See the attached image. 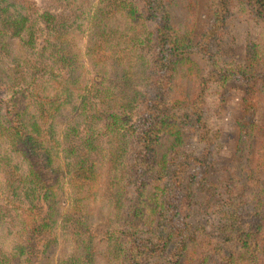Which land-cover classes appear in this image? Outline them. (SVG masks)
I'll return each mask as SVG.
<instances>
[{"label": "trees", "instance_id": "16d2710c", "mask_svg": "<svg viewBox=\"0 0 264 264\" xmlns=\"http://www.w3.org/2000/svg\"><path fill=\"white\" fill-rule=\"evenodd\" d=\"M72 1L0 0V54L11 44L21 62L12 70L16 79L6 81L27 96L11 97V115L0 108V133L9 143L0 155V264H260L264 149L253 163L248 155L264 125L257 126L247 110L264 95V0H211V21L194 43L190 0H102L90 8ZM237 9L261 27L258 42L245 41L248 56L239 57L237 67H217L216 51H223L212 42L221 33L235 37L229 19ZM80 10H95L91 29L113 11L120 10L123 20L113 29L119 33L111 37L118 46L113 54L102 37L93 43L95 59L116 62L110 60L112 74L92 80L94 94L88 62L68 50L73 26L84 24ZM192 52L208 60L204 75ZM230 80L245 87V108L219 186L211 171L219 130L209 121L205 97L211 82L224 88ZM105 86L114 99L100 93ZM59 119L77 129L88 125L73 144L76 161L65 175L52 168L43 139ZM94 126V135L118 132L115 141L108 139L117 149L104 164L89 156L97 150ZM65 139L68 144L70 136ZM119 163L124 173L115 175ZM221 195L216 222L191 218L192 210Z\"/></svg>", "mask_w": 264, "mask_h": 264}, {"label": "rangeland", "instance_id": "374dc122", "mask_svg": "<svg viewBox=\"0 0 264 264\" xmlns=\"http://www.w3.org/2000/svg\"><path fill=\"white\" fill-rule=\"evenodd\" d=\"M36 4H42L43 0H34ZM70 2H73L72 0H69ZM76 5H81L84 8H90L95 7L94 4L97 6L101 4L102 0H76L74 1ZM190 3L192 4V10H193V25L191 27L190 36L193 39V43L200 39V36L202 34V31L205 27H207L208 23L211 21L212 17V6H211V0H190ZM243 9V8H242ZM234 10V16H231L229 21L231 24L232 31H235V37L231 38L229 37V33H221L219 37L215 38L212 42V48L215 49L216 44H220L223 53L217 54L214 57L215 59V65L217 67L219 66H230V67H237L239 62V57L243 56V54L247 57L248 54L245 51V41L247 43H256L258 42V38L260 35L261 27L259 25L255 26V22L252 20L250 16L245 15L244 12ZM88 11V10H87ZM87 11H79L80 18L84 24L76 23V25L73 26L74 29L71 30V32H74L75 34L72 36L73 38L69 40L68 48L69 52L73 51L74 53H79V59L81 56L84 57V60L88 62V68L90 73H87V83L89 85L88 88H90L91 94H94L96 91L91 85L93 82L92 80L99 79L101 77V73L104 74L106 77L113 73L116 66L111 62H115L113 59L108 58L107 62H104V60H97L95 59V56L93 53H95L94 49V41L99 40L101 41L100 37L105 39L107 42L108 47L103 46L108 53L113 54L118 46H116L111 39L112 35L115 39L119 37V33L115 32L113 29L115 27V24H119L120 22H123L122 19H120V10H117L116 12H111L108 17L106 16L104 18H101L100 24L94 28H90V23L92 18L94 17L95 10L92 14H87ZM245 11H248L245 8ZM237 27V28H236ZM90 28V29H89ZM237 29V30H236ZM243 35L244 37H239V35ZM16 42L15 39L9 40ZM71 41V42H70ZM96 43H100L97 42ZM125 44V43H124ZM7 53L0 54V66L5 69H0V108H3V113L5 114L8 111V115H11L10 107H12L11 104V97L15 95L16 100H24L26 99V95L24 96L21 92L14 91L11 85L7 81L12 82L10 79H16L13 75V68L15 66H18L21 64V62L15 57L16 52H18L13 46L6 45ZM91 51L93 53H91ZM110 56V55H109ZM190 57L198 64V66L201 69V74H205L208 69L210 68L208 60L202 55L197 54L195 52L190 53ZM116 63V62H115ZM67 74L69 73L68 67H66ZM67 79V78H65ZM7 80V81H6ZM87 88V93L89 94ZM102 88V87H101ZM13 92V93H12ZM12 93V94H11ZM42 96L44 95V92H41ZM97 93V92H96ZM100 93H107V97L109 99H114L113 95L114 92L107 90L106 86L100 89ZM61 95H59L60 97ZM245 96H246V89L243 85L240 84V82L236 80H230L225 85L224 88H221L218 84V82L213 81L209 84L207 93H206V104L208 106L209 111V121L213 126H216V128L219 130V142H220V149L217 152L215 158L212 161L211 165V171L213 174V179L218 181L219 186L223 184V180L227 176L226 171V165L229 163V161L234 157L235 152V144L238 136V118L243 116V109L245 108ZM259 103L256 104V106H252L251 108H248V112H250L253 116V119L256 121V125L259 127H263L264 125V95H259ZM96 98H100L99 96H94ZM52 99L54 97L51 96ZM59 102V99L57 98L56 102ZM53 104V103H51ZM50 107V106H49ZM246 111V112H247ZM73 116V115H72ZM61 118V116H59ZM59 122L56 124L55 128L53 129L52 133H46V138L43 139L46 142V145L48 146L49 150L51 151L52 158V168H58L63 175L66 174L67 170L69 171L70 165H68L72 161H76V153L73 144L75 141L79 139L80 136L86 135L88 125L87 123L83 124V126L80 129H77L74 124H71L69 126H66L62 123H60L61 119L58 120ZM5 125L7 122H4ZM50 123V122H49ZM48 124L45 122H42L41 126L42 128H46ZM40 126V127H41ZM97 126L92 127L93 133L91 134V140L96 145L97 150H94L96 152L95 154L90 151V159L96 161L95 165L98 164H104L108 162V158L110 157V153L112 152L110 149H115L117 147L116 145H110L108 139L115 141L116 135L118 132H112L109 135H94V132L96 133ZM92 130V129H91ZM78 134V137L76 135ZM52 134V135H51ZM65 134H68L70 136V140L68 141V144L66 143ZM264 134L263 131L258 132V137L254 136L253 140H251V144L253 148L250 147L249 149V159L250 163H253L254 157L258 160H260L259 155L264 149V145H262L263 142H261V138ZM81 142V141H79ZM8 140L7 135L5 136V133H0V155L2 152H7L8 147ZM65 147V148H64ZM72 147L74 150L70 153L68 152V148ZM64 148V149H63ZM84 151V148H82ZM117 149V148H116ZM97 154H101L102 156H97ZM264 154V152H263ZM255 155V156H254ZM0 164L5 160L4 156H1ZM89 162V160H88ZM87 163H82L85 165H88ZM103 169V166H102ZM115 175L118 172H123L121 163L117 165V168L114 169ZM109 175V174H106ZM106 176L100 177L101 180L99 182V191H101L102 187H104V179ZM111 177V176H110ZM112 179L116 180V176L111 177ZM0 179H3V174L0 172ZM119 182V181H118ZM2 185V182L0 183ZM72 188H75L76 186H73L70 184ZM12 194L7 191V195ZM14 195V194H12ZM222 198L223 196L218 198H210L208 202L201 206L199 209H195L191 211V218L194 221H205L208 225L209 223L212 224L216 222L219 218V207L220 204H222ZM22 201H27L25 197L23 196ZM4 199L0 198V209L2 210V206L4 204ZM27 203H29L27 201ZM5 210V207L3 208ZM16 228V226L11 227V231L14 234L13 229ZM5 231V230H4ZM10 231V233H11ZM4 234H7V232H4ZM8 235V234H7ZM216 235V232H215ZM260 264H264V255L262 258H260ZM263 261V263H262ZM255 261L249 262L248 264H254Z\"/></svg>", "mask_w": 264, "mask_h": 264}]
</instances>
